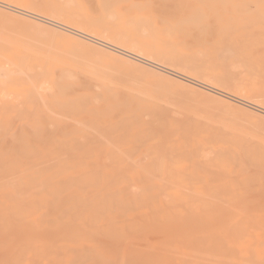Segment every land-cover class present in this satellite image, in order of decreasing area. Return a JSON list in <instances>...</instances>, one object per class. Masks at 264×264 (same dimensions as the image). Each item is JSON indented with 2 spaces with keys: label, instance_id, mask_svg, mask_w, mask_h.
<instances>
[{
  "label": "bare ground",
  "instance_id": "bare-ground-1",
  "mask_svg": "<svg viewBox=\"0 0 264 264\" xmlns=\"http://www.w3.org/2000/svg\"><path fill=\"white\" fill-rule=\"evenodd\" d=\"M14 1L40 5L69 23L77 21L109 31L137 49L90 34L79 26L13 8L10 3H0L4 7L0 8L4 12V16L0 13L2 20L7 18L0 22L4 25L0 32L16 17L45 29L42 31L71 33L83 44L132 68L225 104L247 120L264 121L263 106L239 97L264 102V0H110L116 19H112V12L113 16L98 20L78 0ZM121 1H130L126 14L118 7ZM19 20L17 25L23 26ZM3 38L0 34V92L5 89L13 93L14 108L19 101L41 100L46 98L41 94L53 91V102L66 107L64 94L55 88L62 71L58 77L37 58L19 54L17 47ZM152 55L211 84L176 73L153 61L156 58ZM220 86L229 89L232 96L223 93ZM4 94L0 101V264H243L242 260H253L254 246L232 232L230 212L235 199L244 201L243 189L264 188V138L254 130L201 113L192 122L182 120L188 114L184 110L197 112L181 104L185 116L178 118L179 114L166 109L164 95L160 98L164 104L150 109L138 105L113 107L106 99L101 100L103 95L71 99L69 106L74 102L92 114L98 124L116 111L119 119L110 125H120L124 134L131 130L148 143L151 160L143 169L146 175L130 165L132 173L126 172V177L149 179V172L156 171L162 182L112 184L103 168L74 167L71 144L65 140L59 142L63 150L54 152L52 147L44 154L40 136L33 129L32 133H18L9 146L4 132L15 121ZM100 100L102 106L98 105ZM220 128L229 135L219 134ZM31 138L35 140L33 145L29 143ZM49 152L58 166H40L39 159ZM194 156L220 175L215 183L202 182L182 165ZM24 159H30V165L23 166ZM251 203L258 205L251 200L244 202L246 207ZM47 207L52 208V215L43 211ZM234 253L237 255L232 259Z\"/></svg>",
  "mask_w": 264,
  "mask_h": 264
},
{
  "label": "rangeland",
  "instance_id": "rangeland-1",
  "mask_svg": "<svg viewBox=\"0 0 264 264\" xmlns=\"http://www.w3.org/2000/svg\"><path fill=\"white\" fill-rule=\"evenodd\" d=\"M78 1L83 4L88 13L95 20H98L102 16L109 17L108 14L110 16H113L114 14V6L113 3H111L112 1L109 3L110 0H104L107 2H105L104 4L101 3V1L103 0ZM153 1L159 3L169 2L168 0ZM44 2H46V0L38 1V3ZM0 3H10L11 7L13 8L41 14L51 19H56L59 22L69 24L70 26H73L75 28L79 26L82 30L91 32L90 34L95 33L97 34V36L99 34L113 41H117L125 47H131L130 44L126 43L121 38L113 36L109 31L105 30L104 32V30H98L92 26L82 25L81 23L74 20V22L69 23L64 20L65 18L62 15L57 13H54L52 15L50 11L43 10L40 5H22L14 0H0ZM129 3L130 1H121L120 5L118 6L124 14L128 13L127 9ZM0 8H3L4 10V7L0 6ZM6 10H8V12H12V10ZM1 14L0 22H3L7 18L2 20V15L4 16V14ZM10 19L12 20L11 17ZM10 19H8L7 22H9ZM14 19L15 22H12V24L11 22L10 25H8L9 23H6L8 28L4 30L3 28H1L3 31L0 32V34L4 36L5 39H7L8 44L17 47V52L19 54H24L30 58H37L38 63L51 68L58 77L61 75L60 71H62V78L59 77V82L57 81V83L55 84V88L61 91L62 94H64L62 97L66 99L68 104L64 108L55 104L53 102V99H56L53 96L55 91H53L44 92L43 94H41L46 97L41 98L42 101L40 99L34 101L27 98V100L25 99L22 102L19 101L17 107L14 108V103H16L15 96L13 95V93L11 94L5 89H2V93H0L2 95L3 92H5L4 95H7L4 99L5 101H7L9 105L8 111L10 112V115L14 117L13 121H15L13 124H10V128H7L8 130L4 132V134L6 135L5 140L9 144V146L13 144L12 142L14 139H16L15 137L18 133H32L33 129H35L36 135L38 134V136H40V151H42L44 154L47 152V150H51L52 147L54 150L51 151L54 152L63 150L64 148L59 145V142L61 143L62 140H65L71 144L72 150L70 151L73 154V162L76 165L74 167H78L80 165V167L82 166L90 169L103 168L109 173L110 183L112 184H116V182H122L124 184H139L142 182H150L156 184L162 182L160 177L158 176L159 174L156 171L149 172V179L146 177L140 179L137 177H135V179H127L125 173H132L133 167L131 168V166H136L142 171L143 169L145 171V169L150 166L149 161L151 160V158L148 153V143L144 139V137L138 136L136 134L133 135V131L131 130H129V132L127 131L128 134H124L123 131L125 130H122L120 125H110L112 123H115L119 119V113H117L116 111L111 113L110 115L107 114L102 118L101 122L103 123L100 122L98 124L94 122V117L92 114L90 115L88 111L86 112L79 109L78 107H76L74 102H72L71 106H69L71 99L73 100L78 97H85V95H99V97L100 95H103L104 98H101V100L106 99V101H108L113 107H115L114 104H117L121 107L132 108L137 107L138 105L144 107L145 109H150L151 107L155 106V104L162 106V104L164 103L160 98L164 95L168 100V104H166V109L168 111L172 109V114H175L176 116L179 114L178 118L182 116L184 117L185 112L188 113L183 119L181 118L182 120L192 122V120L194 121V119L196 117L198 118L201 114H206L210 118H217L222 123L228 125H246L244 127H246L247 130H254L259 137L264 138V121L247 120L244 114L231 109L225 104L202 98L194 93L188 92L178 85L166 81L162 77H157L149 72L132 68L118 59L111 58L98 49L91 48L88 45L83 44L75 35L71 33H65L62 30H59L57 32H52L49 30L42 31L45 29L38 28L35 25H32V23H30L29 25V22H27L28 26H25L27 25V23L22 19L20 20L22 21L23 26L21 24L17 25L19 18L14 17ZM112 19H116L115 14ZM0 26L3 27V23H0ZM24 26L25 28H23ZM28 27H30L31 30H33L32 28L35 27L37 30H41L42 32L37 30L31 31L30 29H28ZM24 29L30 31L23 32ZM6 30H8V32H6ZM131 48L137 49V47L134 46H132ZM152 56L156 58L153 59V61L162 64L164 67L175 70L176 73L186 74L199 81L211 84V82L208 80L190 75L181 67H170V65H168V63H166V61L159 55ZM159 60H161L162 62ZM65 69H68V71L66 70L68 73L64 71ZM69 69L70 71H72V73L70 74H72L73 76L69 74ZM95 86L98 87L96 88ZM221 89H223V91L221 90L223 93L232 96L231 94L233 93L229 89L224 87H221ZM188 94H190V96ZM185 96L187 99L185 98ZM141 97L143 98L141 99ZM239 97L264 107V102L262 103L260 101H257L256 99L247 98L244 95ZM101 100L98 101L99 106H102ZM181 104L192 107L197 113L191 114L185 111L182 108L183 106H180ZM27 107H29V110L27 109ZM70 108H74V110ZM18 109H20V111H22V113L24 114L19 115ZM30 109L32 110V112H30ZM174 109L177 112H180H173ZM183 110L184 113L181 112ZM145 117H147V115H145ZM219 130V134L223 136L229 133V131L226 132L224 128H220ZM120 134L123 135L120 136ZM34 141L35 140L31 138V140H29V143L33 145L35 143ZM9 142H11V144ZM56 145H58L59 147H57ZM88 152L91 154H89ZM47 154L49 155L43 157V159H39V161H41L40 166H58L57 159H55L54 155H52L53 153L49 152ZM144 155H146V157ZM129 158L131 159L130 164L128 162V160L130 161ZM138 159L139 162L137 161ZM164 159L168 160L169 158L165 157ZM24 160L25 162H23V166L30 165V159ZM132 160H135L134 163L132 162ZM136 161L138 165L137 163L135 164ZM153 162L155 161L153 160ZM152 165L155 166V164ZM182 165L186 167L187 171L192 172V175L198 177L197 179H200L202 182L215 183V179L220 176L217 173L213 172L214 170H212V168H210L209 166H204L205 164L199 157L194 156L190 160H184L182 162ZM144 171L143 174L146 175ZM199 177H201L202 179ZM243 191L244 194H242L244 195V201L235 199L232 204L230 212V226L232 232L235 235L240 234V236L243 237V240L247 244L254 246L253 260L248 258V260H242L241 262L243 264H264V188L248 187V189H243ZM250 200L251 202H256L258 204L256 206L258 207L256 208V206H253L251 203V205L247 206V208L244 202ZM43 211L49 215L53 214L52 208L50 207H47ZM234 242L235 245H237L236 239H234ZM218 253L221 252L218 251ZM231 255L232 259H234L237 254L234 253ZM226 258L227 257H224V259Z\"/></svg>",
  "mask_w": 264,
  "mask_h": 264
}]
</instances>
